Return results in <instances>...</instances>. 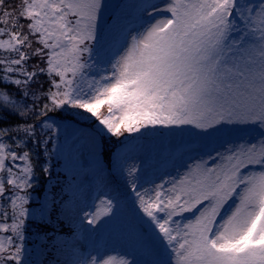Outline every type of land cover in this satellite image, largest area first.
<instances>
[{"label": "snow or ice", "instance_id": "1", "mask_svg": "<svg viewBox=\"0 0 264 264\" xmlns=\"http://www.w3.org/2000/svg\"><path fill=\"white\" fill-rule=\"evenodd\" d=\"M0 264H264V0H0Z\"/></svg>", "mask_w": 264, "mask_h": 264}, {"label": "rangeland", "instance_id": "2", "mask_svg": "<svg viewBox=\"0 0 264 264\" xmlns=\"http://www.w3.org/2000/svg\"><path fill=\"white\" fill-rule=\"evenodd\" d=\"M143 159L146 161V163L141 173V183L147 184V182L149 181H159L161 177H163L164 179L172 178L171 176L165 175V171H172L171 169H159L155 167L151 164L147 155L143 157ZM173 175H175L174 172ZM121 191H123L122 188ZM112 194L114 195L115 193L113 192ZM118 231V226L112 225L102 230L94 238L95 247L103 258L107 259L108 256H112L119 259L121 257V254L130 251L128 243L125 240L118 238ZM105 253H107V255H105Z\"/></svg>", "mask_w": 264, "mask_h": 264}]
</instances>
